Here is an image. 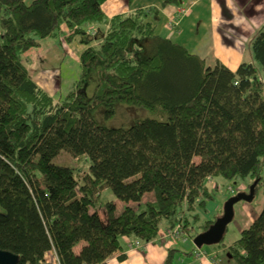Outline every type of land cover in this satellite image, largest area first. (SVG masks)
I'll return each instance as SVG.
<instances>
[{"label":"trees","instance_id":"obj_1","mask_svg":"<svg viewBox=\"0 0 264 264\" xmlns=\"http://www.w3.org/2000/svg\"><path fill=\"white\" fill-rule=\"evenodd\" d=\"M106 1L0 0V250L17 264H105L123 238L130 247L156 240L162 222L165 232L179 225L193 239L220 215L201 221L213 198L206 181L215 177L250 179L245 192L257 181L254 196H264V28L250 42L258 67L233 72L156 35V8L110 18ZM60 37L85 49L73 90L55 100L22 56ZM120 107L163 119L126 128L97 121L98 111L111 120ZM62 150L87 161L86 177L52 163ZM106 188L126 205L117 215L105 202L102 220ZM228 255L264 264V201Z\"/></svg>","mask_w":264,"mask_h":264},{"label":"crops","instance_id":"obj_2","mask_svg":"<svg viewBox=\"0 0 264 264\" xmlns=\"http://www.w3.org/2000/svg\"><path fill=\"white\" fill-rule=\"evenodd\" d=\"M165 1L107 0L102 9L106 16L111 18L114 15L131 13L139 8H156L159 19L154 23L155 34L182 46L204 60L207 66L213 67L220 63L234 72L241 63H252V53L246 46L253 39L252 33L255 32L256 25H253L254 20L250 15L264 12V0H171L168 4ZM179 9L185 12L179 23L172 26L171 20ZM63 30L65 31L64 28ZM245 30L251 32L247 33ZM52 49L54 48H48L50 52ZM48 50L45 51L46 56ZM45 57L42 58L44 63L47 62ZM47 72L51 75L53 71ZM49 80L35 82L41 88L50 91ZM245 187L241 186L239 191L245 192ZM261 208V204L255 207L252 202L237 204L230 240L221 246H206L201 249L204 257L195 256L193 239L188 236L177 241L162 237L167 230L164 227L156 240L143 243L140 248L130 247V239L123 238L119 253L105 264H164L170 249L177 251L173 264H236L228 255L227 249L239 238L242 230L250 227ZM207 210V214L201 216L204 220L212 219L221 212L217 200L209 202ZM120 255L124 258L120 259Z\"/></svg>","mask_w":264,"mask_h":264},{"label":"rangeland","instance_id":"obj_3","mask_svg":"<svg viewBox=\"0 0 264 264\" xmlns=\"http://www.w3.org/2000/svg\"><path fill=\"white\" fill-rule=\"evenodd\" d=\"M251 18H253L254 23L253 25H256L255 32L252 33V37L259 32L261 29L264 28V12L251 14ZM251 25V24H250ZM248 32V30H245ZM62 38V39H61ZM252 39V38H250ZM251 42V41H250ZM250 42L247 43V49L250 50ZM53 47L54 49L51 50V52L48 50V48ZM85 49V47L76 40L72 43H65L63 40V37L60 38H47L40 41L39 47L30 49L27 53H25L22 56V63L25 66V68L28 70L30 76L34 81H43L46 82L49 80V77H51L50 81V91H46L50 96H53L55 100H63L66 95L73 90L74 83L78 81L80 76V66L78 62V57L81 54V52ZM47 56L45 54V51H47ZM46 56V57H45ZM47 60L46 63L42 60L44 58ZM253 58V57H252ZM252 63L256 64L258 67L257 62L252 59ZM260 69V68H259ZM47 71H53L49 75ZM260 76L264 82V70L260 69ZM48 79V80H47ZM37 84V83H36ZM58 85V88H57ZM96 85V81H91L85 86L86 94L90 97L92 95L93 89ZM39 86V85H38ZM40 87V86H39ZM41 88V87H40ZM57 88V89H56ZM55 91V92H54ZM134 118V119H133ZM146 118H154L158 120H162L163 118H160L159 115L153 114L149 111L143 110V109H135L131 110L128 108H119L117 110L116 116L111 120H105L103 116L102 111H98L96 113V119L97 121L104 123L108 127H123L126 128L131 125L136 120H143ZM52 163L56 165H63V166H69L74 167L78 171V175H81L82 177L89 173L88 169V163L84 158L81 159H73L67 152L60 151L57 156H55L52 159ZM80 182H84L83 179L80 177L77 178ZM244 181V182H243ZM251 180L246 179H236V180H226L222 177H215L212 179H209L206 181V186L208 187L209 191L211 192L213 198L212 201H216L221 208V212H218V214L222 213V206L224 202L238 194L239 188L243 186L245 183H249ZM107 201H113L116 206V214L118 215L125 207V203L117 199L110 189L106 188L102 191L101 197H100V203H98V213L102 220H104V208L103 204ZM263 190L259 189L257 193L254 196V199L252 200V203L255 207H258L259 204H261V207H263ZM242 203V202H240ZM262 210V208H261ZM0 211H2L0 209ZM219 215V216H220ZM218 216V217H219ZM201 220L204 219L201 217ZM166 227L165 222L161 223L160 229H164ZM234 229V223L233 221L228 225L226 233L223 238V243L226 241H229L232 230ZM237 230V229H236ZM80 246L76 248V250H79ZM214 246V245H213ZM204 247H201L200 249L196 248L194 249L193 253L196 254L197 250H201ZM136 248V247H135ZM140 248V247H137ZM228 253V249H227Z\"/></svg>","mask_w":264,"mask_h":264},{"label":"water","instance_id":"obj_4","mask_svg":"<svg viewBox=\"0 0 264 264\" xmlns=\"http://www.w3.org/2000/svg\"><path fill=\"white\" fill-rule=\"evenodd\" d=\"M255 181L248 189V192H239L228 198L223 206L222 213L204 232L197 234L193 240V245L200 249L203 246H213L223 241L228 225L235 217V206L240 202L250 203L254 199ZM18 257L10 252L0 250V264H17Z\"/></svg>","mask_w":264,"mask_h":264},{"label":"built area","instance_id":"obj_5","mask_svg":"<svg viewBox=\"0 0 264 264\" xmlns=\"http://www.w3.org/2000/svg\"><path fill=\"white\" fill-rule=\"evenodd\" d=\"M184 10L183 9H179V11L177 12L176 16L173 17V19L171 20V25L175 26L179 23L180 17L184 14ZM162 237L170 239L172 241H177V240H182L186 237L185 233L180 229V226L177 225L173 230L171 231H167L164 234H162ZM143 245V243H141L140 241H135L133 243L134 247H141ZM196 257H200L203 256L204 254L200 251L197 250V253L195 254Z\"/></svg>","mask_w":264,"mask_h":264}]
</instances>
